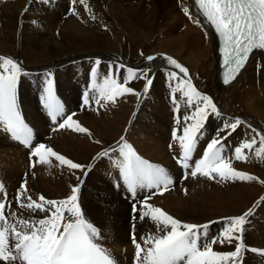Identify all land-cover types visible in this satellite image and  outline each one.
Segmentation results:
<instances>
[{"label":"bare ground","instance_id":"bare-ground-1","mask_svg":"<svg viewBox=\"0 0 264 264\" xmlns=\"http://www.w3.org/2000/svg\"><path fill=\"white\" fill-rule=\"evenodd\" d=\"M85 3L96 16L95 20L79 3L75 5L78 15L70 14V0H50L49 3L0 0V56L17 60L29 73L21 77L18 85L20 111L47 131V120L40 114L43 113L40 92L45 74H55L58 91L63 95L65 106L69 107L74 103L71 98L78 97L84 83L90 87L89 68L97 58L101 60L97 69L100 83L108 73L109 64H113L115 75V62L133 69L150 67L155 78L148 95L138 102L135 95L126 94L118 97L115 104L107 102V106H98L94 90L91 107L85 110L82 106L73 117L90 130L91 137L70 129L53 131L48 127L46 145L74 162L90 165L86 177L79 170L59 166L54 157H49L51 165L37 164L33 170H28L25 151L3 131H0V175L17 185L28 173V194L33 199L43 194L46 199L54 200L66 198L80 176L84 180L80 192L82 211L101 230L104 237L101 243L116 248L126 243L129 234V206L103 174L114 155L110 153V158L97 157V154L102 149L117 147V141L124 136L146 158L172 165L167 142L174 105L169 98L167 70H178L159 54L171 56L187 67L197 90L211 96L225 117H239L246 122L225 141L229 145L235 143L233 146L242 141L249 131L248 125L264 133V56L255 51L236 80L224 87L219 79L216 37L201 17L197 24L182 10L188 7L196 16L192 0H85ZM148 55L157 59L149 62L144 58ZM124 75L121 69V82ZM176 83L178 81H172V86ZM143 85V80L128 84L136 91H142ZM176 99L183 123V116L190 115L193 109L186 107V98L180 92L176 93ZM104 104L101 100V105ZM220 125L221 120L210 117L204 137L214 135ZM96 140L101 143H95ZM232 166L264 180V161L257 160L253 154H249L247 161L233 160ZM262 197L264 184L258 181L223 182L217 177L215 180H188L154 197L150 203L182 222L203 224L240 215L253 208ZM21 215L30 218L27 211ZM31 218L44 217L32 214ZM249 219L244 232L246 248L264 250V203L254 208V215ZM222 227V223L212 225L210 235H216ZM137 228L148 234L157 231L148 218ZM214 250L232 251L234 247L214 246ZM242 257L241 264H264V256L259 252L247 250Z\"/></svg>","mask_w":264,"mask_h":264},{"label":"snow or ice","instance_id":"snow-or-ice-1","mask_svg":"<svg viewBox=\"0 0 264 264\" xmlns=\"http://www.w3.org/2000/svg\"><path fill=\"white\" fill-rule=\"evenodd\" d=\"M42 2L49 3L50 0ZM70 3V14L78 15L75 5L79 3L89 11L93 20L96 19L85 0H70ZM193 4L196 7V16L190 13L188 7H183L182 10L197 24H200V17H203L218 34L222 42L220 52L225 66L223 84L230 85L245 68L250 54L254 55L255 51H259L264 55V0H193ZM24 11L27 12L28 8L25 7ZM205 38L207 39V32ZM159 55L168 65L178 70H167V79L177 125L172 130L171 138L173 142L178 143L180 150L179 155L173 154V159L182 169L190 170L185 172L183 178L187 179L189 175L196 177L199 174L213 180L219 177L223 182L258 181L264 184V180H259L257 176L232 166L233 160L247 161L249 154L264 161V133L248 125L249 131L238 145L233 147L226 144L228 137L246 122L239 117H225L211 96L197 90L187 67L171 56ZM144 58L149 62L157 59L153 55ZM93 63L94 66L90 70V87L82 94V104L87 107H91L90 91L93 90L97 92L95 104L98 106H107V102L115 104L118 97L126 94L135 95L139 102L143 96L148 95L155 78V73L150 67L133 69L121 62H115V75L113 64H109L108 73L100 83L97 69L101 60L97 58ZM121 69L126 73L123 82ZM27 75L29 73L23 69L20 62L11 57L0 56V125L3 126V132L10 134L12 140L20 142L29 150L30 168H35L37 164L51 165L49 157H54L59 166L79 170L86 177L91 170L90 165L74 162L45 143L33 145V132L24 122L17 95L21 77ZM133 80L144 81L142 91L128 86ZM172 81H178L175 87L172 86ZM54 85L53 73L47 72L40 100L56 125L52 130L70 129L91 137L90 130L73 119L75 112L65 114L64 105L57 97ZM177 92L186 98V107L193 109L190 115L183 116V123L179 116ZM101 100L105 101L104 105H101ZM210 117L221 120V125L206 143L202 157L193 162V154L200 140L207 134L206 124ZM125 131L127 132V129ZM95 143L101 142L96 140ZM172 148L173 144L170 143L169 149ZM110 153L116 156L114 166L118 168L119 175L133 198L137 197L138 190H149L142 200H135L132 209L133 221L139 213V219H150L157 231L155 234L141 237L138 241L133 223L130 238L135 248V264H241L242 253L247 250L259 252L264 256V250L247 249L244 242L245 225L250 223L249 218L254 215V208L264 203V197L253 208L240 215L222 217L220 221H208L203 224L182 222L149 202L153 196L162 195L173 186V178L167 174L166 169L141 157L124 136L117 141V147L102 149L97 157H110ZM27 176L28 173H25L14 199L18 208L26 210L30 218L17 216L16 210L12 209V202L8 200L5 186L0 182V264H14L17 261L21 264H118L111 252L101 243L104 238L101 230L90 223L82 211L80 192L84 180L80 176H77L78 183L71 187L70 194L60 200L46 199L43 194H40L38 199H33L32 195L28 194ZM153 189L155 191H151ZM184 191L186 194L187 189ZM136 204L140 205L139 209ZM32 214H43L44 218H31ZM217 223H222L223 227L216 235H210L212 225ZM226 245L233 246L234 250H214V246Z\"/></svg>","mask_w":264,"mask_h":264},{"label":"rangeland","instance_id":"rangeland-1","mask_svg":"<svg viewBox=\"0 0 264 264\" xmlns=\"http://www.w3.org/2000/svg\"><path fill=\"white\" fill-rule=\"evenodd\" d=\"M66 7H67V6H66ZM92 66H94V63L91 64L90 68H91ZM90 68H89V69H90ZM52 73H53V72H52ZM53 76H54L55 85H56V87H57L58 84L56 83L57 81H56V78H55V74H54V73H53ZM87 76H88V75H87ZM43 81H44V80H43ZM42 86H43V82H42Z\"/></svg>","mask_w":264,"mask_h":264}]
</instances>
